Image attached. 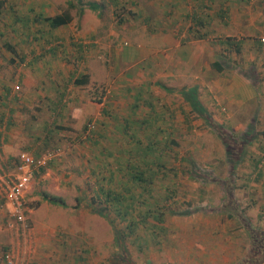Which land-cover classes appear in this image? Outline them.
Wrapping results in <instances>:
<instances>
[{
	"label": "rangeland",
	"instance_id": "374dc122",
	"mask_svg": "<svg viewBox=\"0 0 264 264\" xmlns=\"http://www.w3.org/2000/svg\"><path fill=\"white\" fill-rule=\"evenodd\" d=\"M42 1L58 11L68 9L78 20L80 4L86 0L78 3L76 0ZM67 1L73 4L71 8L67 7ZM93 1L99 2L101 19L106 22L110 19L114 22L116 14L136 11L126 0H122L123 7L107 0ZM155 1L161 3V0ZM31 2L39 5V0ZM176 2L177 10L194 9L193 0ZM206 4L224 10V15L216 18L217 29L211 32L216 44L211 45L208 53L209 61L216 60L219 67L209 65L206 77V73L200 72L203 82L196 86L186 81V89H194L196 103L203 112L187 103L184 107L186 126L154 130L155 151L147 157L148 168L144 174L149 178L148 187L141 193L139 184L129 185L137 196L131 211L133 215L125 221L108 210L104 212L108 218L105 219L99 212L97 216L86 208L74 212L72 206L76 196L77 202H82L80 205L86 204L85 197L98 192L100 186L120 191L128 181L123 176L127 157L131 163L139 164V168L145 167L135 153L137 145L128 138L101 139L98 145L92 144L94 150L89 156L91 144L82 141L69 144L67 135H59L63 142L47 143L35 153L40 156L45 150L58 152L46 162L44 171L39 174L42 176L32 178L22 199L30 210L25 213L28 229L21 233L6 232L7 241L0 242V264H4L2 251L9 246L13 248L17 264H35L40 261V251L46 256L41 263L51 264L56 254L47 255L46 250L51 246L38 243L36 228L50 230L48 235L69 237L68 249L58 248L59 256L67 255L59 259L61 264H242L243 258L250 255L247 228H256L264 234V177L256 180L251 171L256 158H259L257 166L264 171V0H206L199 10L208 9ZM4 8L0 0V57L5 51L2 44H18L21 35L2 27ZM121 33L107 41L116 44L125 40L124 44L116 45L134 50L135 58L140 55L146 59L151 45L141 42L145 38L137 33L134 36ZM58 36L64 37L66 32L59 30ZM157 45L156 52L162 44ZM209 46L206 44L205 48ZM123 65L121 61L120 67ZM110 70L117 72L118 67ZM210 72H213L211 78ZM187 77L191 79L192 74ZM211 80L218 88L210 86ZM245 83L249 84L248 94L242 86ZM15 84L19 87L18 95L19 82H12L10 87L13 89ZM177 98L176 95L174 103ZM187 99L188 96L186 102ZM137 132L144 142L145 131ZM46 169L52 172L49 177L45 175ZM59 184L67 192L56 193L65 201L70 200L69 207L61 208L57 203L48 202L53 216L50 209L29 207L40 200L39 191L53 192V187L57 191L55 186ZM36 211L39 219L34 215ZM79 214L83 219L81 216L75 219ZM128 219H137L139 224L131 233L125 227ZM259 257L258 264H264V253Z\"/></svg>",
	"mask_w": 264,
	"mask_h": 264
},
{
	"label": "crops",
	"instance_id": "0c3cea01",
	"mask_svg": "<svg viewBox=\"0 0 264 264\" xmlns=\"http://www.w3.org/2000/svg\"><path fill=\"white\" fill-rule=\"evenodd\" d=\"M31 1L2 0L5 6L2 27L21 35L17 39L18 44H2L5 51L0 57L1 168L4 169L6 162L19 151L36 156L42 145L63 142L59 135H67L69 144H76L77 141L91 144L88 155L92 156L94 144L98 145L101 139L109 140L113 136V139L121 140V133L126 128L150 129L153 137L155 129L186 126L184 107L189 103L188 100L186 102V94L191 92L195 99L194 89H186V81L196 86L203 82L200 81V72L206 73V77L209 65L218 68L216 60L209 61L208 53L212 50L211 45L216 44L211 36L212 29H217L216 18L220 16L218 14L224 15V10L214 9L210 4L205 5L208 8L205 11L199 10L206 0H193L194 9L185 11L174 8L176 0H161V3L135 0L138 2L135 13L122 12L116 14L114 22L111 19L106 22L102 21L99 8L91 10L83 3L78 20L68 11L71 19L67 23L51 26L45 18L68 9L58 11L45 1L39 0V5ZM24 3H27L26 7L21 9ZM225 20L228 26L226 17ZM59 30L65 31L66 36L59 37ZM120 33L133 36L137 33V36L145 38L141 42L151 45L146 59L140 55L135 58L134 50L116 45L120 42L124 44L125 40L116 44L107 41L112 35L119 36ZM157 44L162 45L156 52ZM206 44H210L209 49L205 48ZM7 45L15 53L10 52ZM126 57L130 58L126 60ZM121 61L125 64L122 68ZM204 65L207 66L201 70ZM114 66L118 67L117 72L110 70ZM189 74H192L191 79L187 77ZM211 76L213 72H210ZM12 82H19L18 95L17 90L10 87ZM132 86L134 88H130ZM210 86L217 87V84L211 80ZM242 86L248 94L249 84ZM176 95L178 98L174 103ZM246 102L242 101L243 104ZM88 121H92L94 127L83 138L82 132ZM43 171L42 168L35 170L32 178L42 176L39 174ZM46 174L48 177L52 175L50 169L45 170ZM32 178L22 192V199ZM59 185L55 186L57 191L53 187V192L47 193L60 196L66 190ZM59 190L60 193H56ZM41 192L46 191L38 192L39 199ZM89 198L85 197L86 204L80 205L82 202H77L78 197H74V212L79 208L89 211ZM38 201L37 208L50 209L52 214H49L53 216L49 207L52 202ZM63 201L61 208L69 207L70 200L63 198ZM27 210L24 205V215ZM38 211L34 214L37 219L40 218ZM59 214L62 215L61 212ZM80 214L75 219L80 216L83 219ZM3 215L6 217L5 213ZM36 230L38 243L51 246L49 251L46 250L47 255L56 254L51 264H61L59 259L67 255L63 253L59 256L58 248L64 246L63 250H67L71 243L69 237L59 238L53 233L48 235L50 230ZM6 232L10 233L0 224V242L7 241ZM45 258L40 251V261L34 263L43 264L41 260Z\"/></svg>",
	"mask_w": 264,
	"mask_h": 264
},
{
	"label": "trees",
	"instance_id": "16d2710c",
	"mask_svg": "<svg viewBox=\"0 0 264 264\" xmlns=\"http://www.w3.org/2000/svg\"><path fill=\"white\" fill-rule=\"evenodd\" d=\"M76 2H80V0H76ZM129 5H132L135 7L137 5V1L135 0H126ZM85 6L87 8H90L91 10H95L98 8L99 2H95L93 0H88L85 1ZM112 4H120L123 7L124 1H119L116 2L115 0H111ZM204 3V2H203ZM202 3V5H203ZM82 4V2H81ZM80 4V6H82ZM73 4L70 1H67V7L70 8L72 7ZM102 7V5H101ZM121 7V9H123ZM101 10V9H99ZM130 11V10H129ZM133 12V11H132ZM221 15V14H218ZM71 19L70 14L68 10H64L59 14H56L52 17H47L45 20L49 22L51 26H59L62 24L67 23ZM192 20V19H191ZM8 50L12 53H15L13 48L11 46H8ZM219 67V63H218ZM188 96V101L190 104H192V107L199 112H203V109L199 108V105L196 103V100L192 96V93H187ZM196 105V107H194ZM200 109V110H199ZM137 130H144L145 135L143 137L144 142H141V138L137 135ZM118 131V130H116ZM122 134V139H129L131 140L134 144H136V149L135 153L137 156H139L142 160L143 167L144 168H139L140 165L134 162L131 163L130 159L127 157L126 162H125V168H126V173L123 176H126L127 178V183L123 186V188L120 191H114L110 188H103L99 187L97 188L98 192L92 194L89 198V206H90V211L94 213H100V216L104 217L105 219L107 218V215L104 213L105 211L107 212L108 210H113L115 215L119 217L120 220H125L127 219L128 216H130L131 211L134 210L133 208V203L136 200V195L131 192L130 189V184H139L140 187L142 188L141 193L145 191L148 187L147 181H149V178H147L144 174L147 171L148 168V160L147 157L148 155L152 154L155 151V141L153 140V137H151V130L150 129H138V128H126L124 129V133ZM113 137L109 138V140H117L113 139ZM121 139V140H122ZM259 158H256L252 162V168L251 171L254 172V177L255 179H260L262 176V173H264L263 169L258 167ZM141 169V170H140ZM262 185H264V178L262 180ZM141 195V194H140ZM40 199L47 200L52 203H57L59 205H64L63 198L58 196V195H52L47 192H41L40 193ZM127 202V203H126ZM144 203V202H143ZM39 204V201L36 200L33 203L29 204V207L34 208ZM144 214L147 215V212ZM133 215V214H131ZM106 216V217H105ZM108 219V218H107ZM137 220V219H136ZM135 219H128L125 227L128 229V232L131 233V231L137 227H139L138 220L136 221ZM247 235L249 237L248 241V248H249V256L246 258H243L242 264H258L259 261L261 260L259 257V254L264 253V234H261V232H258V229L248 227L247 228ZM118 237V236H116ZM253 255H256L254 257ZM263 259V258H262Z\"/></svg>",
	"mask_w": 264,
	"mask_h": 264
},
{
	"label": "built area",
	"instance_id": "2783aa9c",
	"mask_svg": "<svg viewBox=\"0 0 264 264\" xmlns=\"http://www.w3.org/2000/svg\"><path fill=\"white\" fill-rule=\"evenodd\" d=\"M264 38H262V41ZM18 85L13 86L16 91ZM94 124L88 121L82 132L83 138L93 129ZM58 151V150H57ZM58 152L45 150L40 156H34L27 151L17 152L11 160H8L4 169L0 167V224L10 233H19L27 230L24 215V205L22 202V192L30 182L33 172L44 165L52 155ZM5 213L6 217H4ZM1 258L4 264H17L14 251L11 246L3 249Z\"/></svg>",
	"mask_w": 264,
	"mask_h": 264
}]
</instances>
